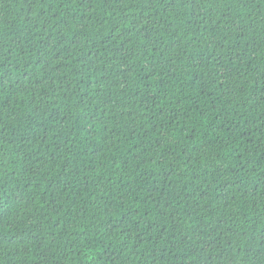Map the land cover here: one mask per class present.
<instances>
[{"label": "trees", "instance_id": "1", "mask_svg": "<svg viewBox=\"0 0 264 264\" xmlns=\"http://www.w3.org/2000/svg\"><path fill=\"white\" fill-rule=\"evenodd\" d=\"M0 264H264V0H0Z\"/></svg>", "mask_w": 264, "mask_h": 264}]
</instances>
